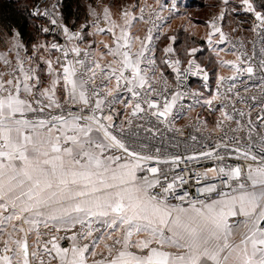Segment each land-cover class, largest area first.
Listing matches in <instances>:
<instances>
[{"label": "snow or ice", "instance_id": "snow-or-ice-1", "mask_svg": "<svg viewBox=\"0 0 264 264\" xmlns=\"http://www.w3.org/2000/svg\"><path fill=\"white\" fill-rule=\"evenodd\" d=\"M228 2L223 0L225 6ZM157 6L163 8L159 0ZM241 7L257 22L252 30L264 31V0H239L237 8ZM135 11V6H124L118 23L105 6L103 19L110 24L105 29L91 10L89 14L97 16L92 33L87 25L75 32L61 25L69 42L87 41L90 47L97 42L89 36L110 33L111 44L99 42V57L112 58L104 65L90 59L87 49L81 58L82 50L75 45L70 49L75 56L69 60L68 49L51 43L47 47L63 55L57 57L55 69L52 59L39 57L47 66L46 79L31 61L25 69L19 52L16 78L5 80L0 74V264H264V133L254 150L249 119L248 142L240 146L235 133L241 131L244 112H238L237 119L222 107L223 120L216 127L233 121L237 127L229 128L232 137L225 131L214 147L198 153L209 157L233 145L243 163L205 170L203 175L217 182L197 186L195 195L183 188L181 177L169 181L167 172L151 166L161 160L160 149L149 152L147 145L132 139L133 128L140 124L128 118L127 130L125 122L116 125L121 110L115 105L123 103L125 109L130 106L132 117L149 122L154 117L171 130L169 117L184 96L169 88L162 71L157 73L152 30L144 39L132 34ZM140 12L143 21V8ZM224 17L222 9L218 18ZM50 22L57 24L56 19ZM211 27L221 42L226 39L215 20ZM19 37L13 30V48L24 47ZM137 41L139 47L132 51ZM37 47L45 45H33ZM172 51L163 49L166 55ZM196 51L189 49L188 54ZM163 63L179 81L180 61ZM223 63L236 68L233 61ZM188 65L186 71L195 66L208 80L194 60ZM245 70L253 72L251 66L238 69ZM225 79L218 75L217 84ZM126 94L130 99L122 101ZM219 98L212 95L205 103L211 106ZM232 111L237 112L235 107ZM144 131L154 135L152 128ZM62 231L65 235H59ZM65 239L67 247L59 243Z\"/></svg>", "mask_w": 264, "mask_h": 264}, {"label": "built area", "instance_id": "built-area-1", "mask_svg": "<svg viewBox=\"0 0 264 264\" xmlns=\"http://www.w3.org/2000/svg\"><path fill=\"white\" fill-rule=\"evenodd\" d=\"M61 4L62 0H37L35 5L30 9V16L41 22L40 32L42 38L47 39L45 42L46 46L51 43H57L63 48L68 49V59L71 60L75 54L70 49L75 45L82 50L81 58H83V50L87 49L89 58L93 59L92 47L89 46L87 41L73 40L69 42L63 34L61 25H67L62 22ZM37 12L47 14L33 15V13ZM245 13L246 25L244 29L240 25H237V30L234 33H228L222 30L226 37L222 42L220 41L219 33L214 32L211 25L215 20L216 26L222 28L224 19L221 21L215 16L209 23L207 31L209 33L207 36L209 39L211 35L212 40H209L210 43L216 46H223L224 48L227 46L226 49L235 55L234 63L236 64V68L229 75L223 76L226 79L220 85L217 84L216 80L212 94L206 95V92L209 90L208 84L207 87L203 86L206 92L201 90L200 86L208 83V80L206 82L204 81L202 72H199L195 66L192 67V71H186L189 68L188 60L184 64L180 63L178 65L180 69V78L178 81L176 72L171 67H166L163 63L164 60H168L169 62L177 60L176 57L172 53H168L167 55L164 53L162 55L161 62L163 67L158 66L157 73L163 72L171 90L184 93L183 98L178 100L174 106L173 115L169 117L171 130L159 125L154 117L151 118L150 122L148 119L141 120L139 116L132 117L130 106L125 109L123 103L115 105V107L121 110L119 118L115 119L117 126L125 122L124 127L127 130L128 125L126 124V120L131 118L133 125H141L139 129L133 128L132 131L135 135L132 139H135L138 143L147 145L146 150L149 152H155L156 148L160 149L161 160L159 162L153 161L151 166L159 167L167 172L169 181L181 177L186 182L183 184V188L193 195L196 193L197 186H203L205 182H217L211 176L205 177L203 175L205 170L219 168L221 166H235L237 163H243V160L233 151V145H230L228 149L219 148L216 153L209 157L198 154L201 151H208L211 147H214L223 132L227 131L229 137H232L233 133L229 131V128L237 127L233 121H223L221 128L216 127L217 121L223 120L221 116L222 107L224 111L237 119H240L237 116L238 112L242 111L245 114L239 126L241 131L235 133L236 137L240 139V146L242 148L248 142L249 133L247 127L249 119L252 121L251 142L256 145L254 150L258 151L261 134L264 133V126H262L264 124V68L260 67V61L264 59V52L261 51L264 49V31H261L259 27L253 31V24L257 22L251 14H248L246 11ZM51 19H56L57 24H51ZM94 20H97V17L91 19L88 17L81 25H87L86 31L89 32V27ZM98 26L107 29V24L102 19H98ZM45 27L49 28V32L44 33L41 31ZM67 27H69L70 32H75L79 29L80 25L76 28ZM135 48L137 49L138 47ZM47 49L52 55L55 68L59 67L56 64V59L58 56L62 57L63 54L55 50H50L48 47ZM22 54L21 60L24 63L25 69L29 67L30 61L32 62V66L35 67L37 50L32 48V51L27 53L22 52ZM238 57L239 59H237ZM194 61L201 69L207 72L196 60ZM249 66L253 68L252 73H248L246 70L238 71V69H246ZM16 69L17 64L15 61L10 60L7 64L3 62L0 67V74H3V79L5 80L9 78L15 79L17 74ZM193 71L197 74L193 75ZM97 83H100L99 76H97ZM114 84L115 80L109 86ZM160 86L157 84V87ZM229 89H232V91L229 92ZM193 93L196 95L193 96ZM217 94L220 98L213 100L212 105L208 106L205 101L211 99L212 95ZM168 98L171 99V96L169 95ZM128 99H130V94L122 95L121 97L122 101ZM233 107L237 110L236 113L232 111ZM258 117L261 119H258ZM209 121L212 122L210 124L213 126L212 129L209 127ZM145 127L152 128L154 135L145 132ZM193 136L196 138L195 140L192 139ZM173 155L179 156L180 159L173 162L170 159ZM217 155L223 157V159L218 160L216 158ZM161 180L163 182V178ZM179 183V180H177L178 185ZM177 190L179 191V187Z\"/></svg>", "mask_w": 264, "mask_h": 264}, {"label": "rangeland", "instance_id": "rangeland-1", "mask_svg": "<svg viewBox=\"0 0 264 264\" xmlns=\"http://www.w3.org/2000/svg\"><path fill=\"white\" fill-rule=\"evenodd\" d=\"M81 1H82V4L85 2V11H86L87 18L90 17L89 13L93 9L96 10V13L101 12L102 6L105 5L103 4L104 2L120 3V5H117L116 7L118 8V10H121L124 6H135L136 11H140V9L143 8V13L145 15H148L150 12H152V4L153 2H155L152 0H81ZM169 1L170 0H159V3H164L163 9L165 10V13L169 11L166 9L167 8L166 6L168 5ZM171 1H173L172 4L175 5L176 9L173 10L174 13L171 12V13L166 14V16L170 17V22L162 26L160 25L161 24L160 22L154 28L155 31H162V32L171 31V32H169L168 34H164L160 38L158 37V39L156 40L154 39L150 42L151 47L154 49V55L157 60V65L159 67H163L162 62H161V57L164 54L163 49L165 47H171L173 49V51L171 52L172 55H174L176 59L180 61L181 64H184L189 59L197 60L195 58L196 53L203 49L206 50L207 53H209V55L211 56L216 68H215L214 75L212 76L209 75L208 77V83H207L209 85L208 92H206L205 89L203 88L204 85H201L200 87L202 91L206 92V95H210L212 94V90L214 89L217 76L218 75L219 76L229 75L234 70L233 67L223 62L224 61L235 62V55H233L231 51L226 49L227 46H225L224 48L223 46H218V45L216 46L213 43H210L209 40H212V38L208 40V36H207L209 33L207 32L209 28V23L213 17L215 16L218 17L220 11L224 9L225 17H224V25L222 27V30L228 33H234L237 30L236 29L238 27L237 25H240L241 28L243 29L246 25L245 10L242 7L237 8L239 0H229L227 6L224 5L223 0H197L201 2L202 6L208 3L210 5L208 4L209 7L204 8V9H201L200 7L202 6L199 5L196 7V10H187L185 8V0H171ZM234 8H236L235 11H233ZM201 15L206 16L204 20H201L200 18ZM99 17H102V16H99ZM171 18L173 19L171 20ZM148 28L150 29V27ZM177 30H180V32H183L187 34L188 36L195 38L196 41L197 40L203 41L204 46L192 44L190 47L187 48L186 52L183 54L184 56L178 54V51L174 48L175 39H170L171 37H175L173 34ZM131 32H134V31H131ZM11 36H12V31L7 33L3 30H0V57H3L6 54V52H10V51H14L15 54H17V52L27 53V52L32 51V49H30V51H27L25 47L21 49L13 48ZM46 41L47 39H45L44 37L42 38V35H41L40 40L37 41L35 44H33V45H45L44 48L37 47L35 49L37 50V54L48 51L46 43H45ZM94 47L96 48V45ZM133 48L134 50H136L135 44L133 45ZM192 48H195L197 51L194 54L189 55L188 50ZM211 123L212 122L209 121V127L212 129L213 126L210 125ZM40 231L45 232V229L41 226ZM59 235H65V233L62 231L61 233H59ZM0 239H2V237H0ZM59 243L63 247L68 246L66 239L60 240ZM97 250L99 251V249Z\"/></svg>", "mask_w": 264, "mask_h": 264}, {"label": "trees", "instance_id": "trees-1", "mask_svg": "<svg viewBox=\"0 0 264 264\" xmlns=\"http://www.w3.org/2000/svg\"><path fill=\"white\" fill-rule=\"evenodd\" d=\"M37 0H0V30L7 33L15 30L20 33V41L24 44L27 51L32 49L33 44L40 40V21L30 16V9L35 5ZM209 4V3H208ZM204 6L197 0H185V8L187 10H196L197 6L201 9L209 7ZM62 22L72 28L81 25L87 20L85 11V2L81 0H62L61 4ZM206 16L201 15V20ZM175 36L174 48L178 54L184 56L187 48L192 44L204 46L203 41L195 40L187 34L177 30L173 34ZM196 61L203 66L209 75H214L216 66L206 50H201L196 53Z\"/></svg>", "mask_w": 264, "mask_h": 264}, {"label": "crops", "instance_id": "crops-1", "mask_svg": "<svg viewBox=\"0 0 264 264\" xmlns=\"http://www.w3.org/2000/svg\"><path fill=\"white\" fill-rule=\"evenodd\" d=\"M152 1H155L152 4V12H150L148 15H145L143 13V16H144V20L143 21L139 19V16L141 15V12L140 11H135L136 19L133 21V25H132L131 31H134V32H132V34L135 35V36H139L141 39H144L148 35V30H149L148 27H150V29L152 30V36H153L152 40H154V39L156 40V39H158V37L160 38L162 35L168 34L169 32H171V31H164V32L155 31L154 28L160 22H161V24H160L161 26L170 22V17L166 16V14L167 13H171V12L174 13L173 10L176 9V7H173V6H175V5L172 4L173 1L170 0L168 2V5L166 6L167 7L166 9L169 10V11L167 13H165V10L163 8L161 9L160 7L157 6V4H158L157 0H152ZM103 4H105V5L102 6V11L98 12L99 14L97 13L99 16H102V17H99V19L104 20L103 19V9H104L105 6H108L110 11H111L112 17L114 19H116L118 23H122V20H120V18H119L120 10H118V8H116L117 5H120V3L104 2ZM159 4L163 6L164 3H159ZM95 12H96V10H95ZM89 18L90 19L91 18H96V16L95 15H90ZM172 19L173 18H171V20ZM106 24H107V28L110 27L109 23H106ZM149 25H151V26H149ZM89 32L90 33L96 32V26L91 24L90 28H89ZM117 33H119V29H117ZM89 38L91 40L94 39L97 42L96 43V48L95 47L91 48L93 60L99 59V62L103 65V63H106L107 61L112 59L110 56H105V57L100 58L99 55H98V53H99V51L101 50V47H102L99 44L100 41H104V42H107V43L111 44V34L110 33H107L105 31V33H103V34L97 33L95 36H89ZM135 47H139V42H135ZM132 51H136V50H134V48H132ZM22 56H23V54L21 52H19V58L20 59L22 58ZM41 56L44 57L45 60L52 59L53 65H54V60H53L52 55L50 54L49 51H45V52L39 53L36 56L35 68L37 69V72L39 74H41V76L43 78L46 79L45 73H46V70H47V66H46V64L43 61H41L39 59V57H41ZM16 59H17V54H15L14 51L6 52V54L3 57H0V65L3 63L2 61H4V60H7V61L11 60V61H15L16 62ZM54 69H55V65H54ZM57 95L59 96L60 93L58 92Z\"/></svg>", "mask_w": 264, "mask_h": 264}]
</instances>
